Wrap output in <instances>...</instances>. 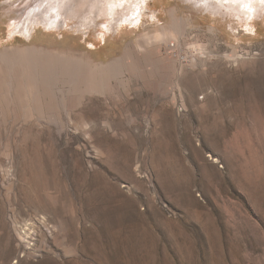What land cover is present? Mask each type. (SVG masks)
<instances>
[{"label": "rangeland", "instance_id": "obj_1", "mask_svg": "<svg viewBox=\"0 0 264 264\" xmlns=\"http://www.w3.org/2000/svg\"><path fill=\"white\" fill-rule=\"evenodd\" d=\"M43 1L0 0L34 67L0 80L23 115L0 127V264H264V2L148 0L99 42L103 0L86 25Z\"/></svg>", "mask_w": 264, "mask_h": 264}, {"label": "bare ground", "instance_id": "obj_2", "mask_svg": "<svg viewBox=\"0 0 264 264\" xmlns=\"http://www.w3.org/2000/svg\"><path fill=\"white\" fill-rule=\"evenodd\" d=\"M92 1H99V0H46V1L44 0L43 3L37 5L36 8L38 10L43 9L46 20L50 25L51 24L55 25V23H57L60 20L61 16L66 18L67 16H76V15H79L82 20L81 22L86 25L88 22L93 20L92 14L91 12H89L90 3ZM225 2L229 4L228 9H230L232 12H236L238 15L245 16L248 19L254 16L256 5H258V2L261 3L264 2V0H220V3H225ZM147 5H148V0H103L102 6L99 7L101 11L98 12L100 16H104V18L107 19V22L104 23L102 33L101 35H99V37L97 38L98 40L96 41H99V39L105 41L106 34L112 32L115 27L119 29L120 26L124 24H128L129 26L137 25L140 22L142 13L145 11ZM42 13L40 14L42 15ZM174 13L172 12L171 16L174 22L173 24L175 31L178 34L183 35L185 29H184V25L182 26V22H184V18L180 16V23L178 24V21L175 22L177 19ZM190 20H191L190 17L187 19L185 18L186 23H188V21ZM34 23H38V20L37 22ZM34 23L24 28L26 30L24 31V33L26 32V34H30V36L34 34V32L36 31V27L34 26ZM9 30L11 31L10 35L12 36L13 35L15 36V34L17 33V30L15 29V24L14 25L11 24ZM169 37L170 36L166 32V30L164 28H160V31L154 33L151 36L148 35L147 39L148 42H155V43L161 42L164 44H168L169 47H171L170 46L171 44L168 43ZM93 45H95L96 47V44L93 43L92 46ZM20 51L22 50L20 49ZM8 52L9 51H6L4 52V54L8 56ZM15 55H19V52L18 53L16 52ZM4 59L5 58H3L2 61H4ZM20 59H22L21 63H19L21 68L18 69L26 70V69L34 68L29 65H25V63L29 62V60H26L24 58H20Z\"/></svg>", "mask_w": 264, "mask_h": 264}, {"label": "crops", "instance_id": "obj_3", "mask_svg": "<svg viewBox=\"0 0 264 264\" xmlns=\"http://www.w3.org/2000/svg\"><path fill=\"white\" fill-rule=\"evenodd\" d=\"M14 17L9 12H1L0 11V25L8 27L10 22H13ZM12 24V23H11ZM17 31H20L19 28L15 27ZM1 32V31H0ZM11 32V31H10ZM0 80L9 78L8 74H18L15 70H19V63L21 60L18 55H15V52H11L13 55H5L3 49L8 46V40L2 36L0 33ZM17 53L19 50L16 51ZM3 55V56H2ZM4 61H2V59ZM20 60V61H19ZM2 63V64H1ZM16 63V65H15ZM11 64V66H10ZM9 68V69H8ZM10 68L12 70H10ZM10 100L4 94L0 93V127H7V126H19L21 123L18 122L19 119H22V111L19 109H13L9 107ZM16 120L15 122H12ZM11 121V122H9Z\"/></svg>", "mask_w": 264, "mask_h": 264}]
</instances>
